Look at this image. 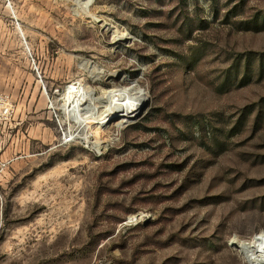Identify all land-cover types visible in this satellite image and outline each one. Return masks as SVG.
<instances>
[{
  "label": "rangeland",
  "instance_id": "obj_1",
  "mask_svg": "<svg viewBox=\"0 0 264 264\" xmlns=\"http://www.w3.org/2000/svg\"><path fill=\"white\" fill-rule=\"evenodd\" d=\"M82 2L0 0V264H249L232 242L264 231V0H93L122 41ZM131 82L141 117L94 125L98 149L68 136L67 86L100 111Z\"/></svg>",
  "mask_w": 264,
  "mask_h": 264
},
{
  "label": "bare ground",
  "instance_id": "obj_2",
  "mask_svg": "<svg viewBox=\"0 0 264 264\" xmlns=\"http://www.w3.org/2000/svg\"><path fill=\"white\" fill-rule=\"evenodd\" d=\"M92 2L93 0H83L81 3L82 13L85 16L93 17L97 23L100 22L99 24L102 28L112 33L115 41L127 40L130 37V34L127 31L120 30L114 25L105 23L100 17L93 16L90 12ZM19 30L24 37V32L21 28H19ZM84 64H87V66L91 68L89 72L93 79H101L109 76V73L94 64L92 65L91 62H85ZM102 92L104 96L103 98L106 100V105L104 104L103 109L100 108V111L97 109L98 106L96 107L94 104L95 98L91 87L80 83L67 86L65 103L63 105L66 116L65 118L67 120H74L77 124L76 133H68V136H76V138L81 140L87 147L95 149H98L99 144L93 138V126L98 124L105 127H111L119 123L126 124L136 120L139 118L148 96L145 89H142L137 82H131V85L122 90H102ZM86 105L89 106L91 110H95V112H90V115L87 117L84 116L86 115V112L84 115H79L78 111ZM96 110H98L97 113ZM102 112L105 113L101 115ZM93 113L95 116H91ZM65 137H67V135H65ZM138 216L141 219L143 215L138 214ZM137 219L138 217L136 216L131 217L132 221H136ZM234 243V247L249 264H264V231H261L252 240L236 241Z\"/></svg>",
  "mask_w": 264,
  "mask_h": 264
},
{
  "label": "built area",
  "instance_id": "obj_3",
  "mask_svg": "<svg viewBox=\"0 0 264 264\" xmlns=\"http://www.w3.org/2000/svg\"><path fill=\"white\" fill-rule=\"evenodd\" d=\"M11 107L6 104V101L4 98L0 96V117L7 118L11 114Z\"/></svg>",
  "mask_w": 264,
  "mask_h": 264
},
{
  "label": "water",
  "instance_id": "obj_4",
  "mask_svg": "<svg viewBox=\"0 0 264 264\" xmlns=\"http://www.w3.org/2000/svg\"><path fill=\"white\" fill-rule=\"evenodd\" d=\"M99 23H100V22H99ZM124 78H125L127 81H131V80L129 79L128 76H125ZM149 106H150V99H149V95H148L147 98H146L145 104H144V106H143V109H142L141 114H140L139 117H141V116L145 113V111L149 108ZM132 122H134V121H132ZM132 122L126 123V124H124V126H127V125H129L130 123H132ZM122 127H123V126H122ZM232 244L235 245L234 242H232Z\"/></svg>",
  "mask_w": 264,
  "mask_h": 264
}]
</instances>
